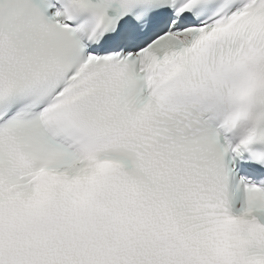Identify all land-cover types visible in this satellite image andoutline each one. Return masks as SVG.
Masks as SVG:
<instances>
[{
  "label": "snow or ice",
  "instance_id": "snow-or-ice-1",
  "mask_svg": "<svg viewBox=\"0 0 264 264\" xmlns=\"http://www.w3.org/2000/svg\"><path fill=\"white\" fill-rule=\"evenodd\" d=\"M0 264H264V0H0Z\"/></svg>",
  "mask_w": 264,
  "mask_h": 264
}]
</instances>
